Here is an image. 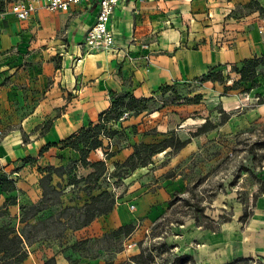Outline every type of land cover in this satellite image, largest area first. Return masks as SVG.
I'll list each match as a JSON object with an SVG mask.
<instances>
[{
    "label": "crops",
    "instance_id": "obj_1",
    "mask_svg": "<svg viewBox=\"0 0 264 264\" xmlns=\"http://www.w3.org/2000/svg\"><path fill=\"white\" fill-rule=\"evenodd\" d=\"M252 1L264 10V0H127L121 4L111 19L116 45L121 52L124 49L134 51L136 47L129 41L135 35L157 33V42L150 46L154 54L150 56L148 71L141 65L120 62L115 52L89 54L77 65L72 64L79 53L78 44L95 20V9L87 4L71 7L67 12L49 13L39 9L28 22L18 21L11 14L0 16V118L2 127H9L0 146V167L7 169L10 165L12 168L14 163L26 159L36 161L39 166L43 164V167H65L71 160L78 161L79 155L65 147L64 141L80 130L96 125L99 116L109 110L112 93L127 92L135 98H148L174 81H192L216 69H228L233 73L232 65L264 55V17L257 9L240 14L241 9H251L246 5ZM143 10L150 14L142 22L146 25H138L132 34L127 28L131 27L130 14ZM86 11L91 14L92 21L82 26H78L77 18L68 20L59 15L88 13ZM76 28H79L80 36H72ZM56 32L65 42L55 37ZM216 43L219 48H215ZM57 56L61 62L55 66ZM22 62L28 65H17ZM233 74V80H228L229 85L225 86L239 79ZM5 79H8L7 84H2ZM257 81L260 86L251 90V94L264 98V79L259 77ZM207 83L213 84H204ZM155 113L131 115L112 128L122 129L126 134L132 129L131 135H134V131L139 133L157 125L152 123L158 116ZM247 116L264 118V104L249 110ZM151 118L152 126H149L147 122ZM36 128L43 129V133L39 134L40 130L36 131ZM135 140H138L135 144L155 143L152 134L135 135ZM47 145L50 147L40 154ZM102 152V148L90 152L87 160L102 161ZM132 153L133 146L125 145L105 161L106 167L113 170ZM86 169L88 174L92 172L91 168H82V171ZM13 175L15 177L10 179L15 181L16 191L5 198H13L17 203L21 201L23 206L36 204L39 189L34 173L20 168ZM28 177L31 178L29 182L26 181ZM178 183H169L165 190L138 198L130 205L134 206L131 212L129 194L120 196L109 214L73 234L96 239L120 226L134 223L145 217L153 205L164 204L178 191ZM21 190L24 191L22 194ZM1 202L0 197V207ZM10 207L8 211H11ZM157 216L155 211L145 222L153 221ZM136 237L138 232L135 231L130 236L131 241ZM216 246L219 245L216 243ZM132 250L131 255L138 253V249ZM218 251L216 257L201 253L200 249L199 254L224 262L223 248ZM128 256L125 252L109 255L114 263H122ZM102 258H83L79 264H103ZM42 259L68 264L64 255L54 249L31 251L21 264H42Z\"/></svg>",
    "mask_w": 264,
    "mask_h": 264
},
{
    "label": "rangeland",
    "instance_id": "obj_2",
    "mask_svg": "<svg viewBox=\"0 0 264 264\" xmlns=\"http://www.w3.org/2000/svg\"><path fill=\"white\" fill-rule=\"evenodd\" d=\"M3 1L7 9L10 3L17 0ZM250 8L241 9L240 14L244 15L251 10L258 9L259 6L253 5ZM59 15L62 18L67 17L68 20L77 18L78 26L90 24L92 21L89 12ZM260 15L264 17V10L260 12ZM147 16H150V14L144 10L130 14L131 19L128 20L131 21V27L127 26V28L131 29L132 34L138 25H146L142 22L146 20ZM125 28L123 30L126 33ZM78 31L79 28H76L72 36H80L81 34H78ZM259 31H261V28ZM58 32H56L57 34L55 33V37L65 42L64 38L59 37ZM136 36L132 40L136 48L132 51L131 58L127 61L132 63L133 66L141 65L148 71L147 68L151 65L150 56L154 54L150 50V46L157 42V33L150 32L139 37ZM215 46V48H219L217 43ZM60 62L61 58L57 56L55 58V66L58 63L60 64ZM17 65L27 66L28 64L22 62ZM215 72L222 73L226 82L225 85H229L228 80H233L234 74L228 69H216ZM199 80L200 78L192 81H174L172 84L167 85L169 87L168 90L156 92L153 96L146 98L148 101L143 103L146 111L141 114L148 116L157 112L158 116L152 122L157 123V125L139 133L134 131V135H131L132 129L126 134L122 129L112 128L115 131V135H112L115 148L111 152L119 151L127 144L134 146L133 144L138 143V140H135V135L139 134L144 136L152 134L155 137V143L172 136L179 137L182 141L190 138L191 142L176 154L170 149L156 154L151 158V164L143 170L138 168L130 173L128 168H121L118 171L124 177L123 179L111 178V181L107 182L102 177L99 185L103 190H107L116 197L129 194L128 204L130 206L143 195L155 193L161 189L165 190L169 183L173 184V182L177 181L179 182L177 184L179 189L175 193H179L182 198L189 199L191 204L205 207L203 214L213 220L215 224H213V230L196 227L193 220L190 219L193 209L184 207L183 202L176 203L169 210L170 212L168 211L167 217L172 222L182 221L183 223L181 225L171 224L165 228L166 241L176 246V250L172 251L173 255H188L193 258L195 264H226L233 262L236 258H252L257 263L261 262V264H264V260H262L264 259V195L258 198L255 206H252V217L248 220H240L244 206L252 205L253 196L260 188L261 182H264V118L253 119L251 116H247L249 110L256 109L259 106L257 105L258 97L257 95H252V91L249 93L244 92L248 85L246 87L242 86L236 91L225 93V85H219L218 83L200 84ZM7 82L8 79L2 80V84H7ZM196 95L201 96L198 104L188 102L189 99ZM131 115L129 114V116ZM224 117L228 119L224 124H221ZM151 121L152 118L147 122V125L152 126ZM206 121L215 127L203 134L194 136L198 128ZM2 125V118H0V146H2L3 138L9 129L6 125L3 127ZM157 126L160 127L159 131H157ZM37 130H40L39 134L43 133V129L36 128ZM67 165H70V163ZM244 165L250 168L249 173L240 174L239 168L244 167ZM9 166H7V169L3 166L0 167V172L9 178L15 177L13 172H18L20 168H26L34 173L36 178L35 185L39 189V200L36 204L31 205L39 204L43 196L39 180L43 177V173L39 172L38 168L43 169V164L39 166L36 161L26 159V161L21 163H14L12 168ZM70 167L66 171L68 176H65L62 181L53 176V184L60 182L61 188L64 187V195L62 194L63 196L61 197L63 205H53L29 221L31 225H38L42 230L35 234V239L28 252L54 249L63 255H70L68 247L77 240L87 238L67 231L62 238H51L43 242V221L45 219L56 215L64 206H82L88 200L83 191L85 188L83 183L76 184L74 187L66 186L67 180L72 177H86L88 169L85 171L81 170L78 175H75L74 170L70 169ZM26 181H31V178L28 177ZM20 192L22 194L24 191L21 190ZM97 194L98 191L93 192V195ZM5 195L8 196V194L0 193L2 198L0 226L9 224L16 228H21L19 217L20 207L23 205L21 201L18 203L15 201L14 207H10L13 205H9V199L5 198ZM172 195L164 204L157 203L153 205L145 217L134 221L138 238L136 237L132 241L131 238L123 241V251L121 252H125L130 257L132 256L130 253L133 248L138 249L139 252L138 245L140 242L143 241L144 246L147 245L146 236L150 234L156 219L167 212L168 202ZM9 207L11 211H8ZM155 211L158 216L153 221L145 222L148 219V215ZM225 218H230V220L223 222ZM200 222L203 224L204 220L201 219ZM29 235L32 236L33 233L30 232ZM156 240H160V238ZM216 243L219 246H216ZM127 244L132 245L131 249L125 248ZM103 245V242L96 243L91 251L88 252L86 258L94 260L95 258L93 257L98 254L97 249ZM221 248L226 254L224 262L210 258L216 257L218 250ZM199 249L201 253H208L210 257H201ZM109 255V253L105 252L99 255L103 257V264L111 259ZM71 256L72 258L76 257L75 255ZM50 262L51 260L42 259V264Z\"/></svg>",
    "mask_w": 264,
    "mask_h": 264
},
{
    "label": "trees",
    "instance_id": "obj_3",
    "mask_svg": "<svg viewBox=\"0 0 264 264\" xmlns=\"http://www.w3.org/2000/svg\"><path fill=\"white\" fill-rule=\"evenodd\" d=\"M257 5L255 2H250L246 5L247 8ZM5 4L3 0H0V14L5 11ZM257 11L262 12L260 7ZM231 71L239 76L237 81H233L230 86L224 87V92L236 91L242 86L248 87L244 90L245 93H249L251 90L258 88L260 85L257 81L259 77L264 79V55L259 57H252L244 59L238 65H232ZM206 82H217L220 85H225V79L221 72L211 71L207 75L200 77L199 83L204 84ZM168 86L158 90V92H164L168 90ZM200 95L194 96L189 99L188 102L198 104L200 102ZM258 97L257 105L264 104V98ZM148 101L146 98H135L133 95L127 92L112 93L110 96V108L107 112L101 114L98 119V123L94 126L90 125L87 129H82L77 135L70 136L64 141V146L69 147L79 155L78 161H71L70 165L65 167H53L47 165L43 169L38 168L39 172L43 173V177L39 180L40 188L43 192L42 200L37 205H27L20 207L19 224L21 228H16L9 224L0 226V264H21L25 261L29 254V247L32 245L35 239V234L39 233L42 228L38 225H31L29 221L41 212L49 209L53 205H63L61 196L63 194V188L61 183L53 184V176L57 177L60 181L67 175V168L76 171V166L79 164L82 168H91L86 177L77 179L72 177L66 182V186H75L76 184L83 183L85 185L84 192L88 197V200L84 202L82 206H64L60 212L54 216H50L43 221V242L48 239L62 238L67 231L74 233L87 226H89L95 219L109 214L115 204L116 197L107 190H103L99 185L101 178H105L109 173L106 167L105 161L89 162L87 160L90 152L102 148V141L99 139L100 134L107 137L115 135L112 126L119 124L118 121L122 117L123 113H129L132 115H139L143 111H146L143 103ZM141 107V108H140ZM227 117H224L221 124L227 121ZM213 126L210 122L206 121L194 136L203 134L209 130H212ZM111 130V131H110ZM113 138V137H112ZM191 139L180 140L179 137L172 136L164 139L158 143L153 144H139L133 146V153L122 164L115 166L114 172L112 170L110 178H121V168H128L132 173L138 168H145L151 164V158L158 153H162L167 149L178 153L185 148ZM50 145L44 147L40 154L46 151ZM117 152V151H116ZM116 152H110L107 155V159L115 155ZM250 168L244 165L239 168V173H249ZM75 176V175H74ZM16 191L15 181L11 180L7 175L0 172V193L9 194ZM94 191H98L97 195H93ZM264 194V182H261L260 188L253 196L252 205H245L240 220H248L252 215V206H255L258 198ZM184 203V207L193 209L190 219L193 220L196 227L201 229L213 230L214 221L209 217H206L203 213L205 207H200L198 204H191L189 199L182 198L179 193H174L172 198L168 202L167 212L158 217L155 224L152 226L150 234L146 236L147 245L144 246V242H140L138 245L139 252L136 255L130 256L122 263H114L109 260L105 264H195L192 257L188 255H173L172 250L176 247L173 244H169L166 241L165 228L171 224L181 225L182 221L172 222L167 217V213L176 203ZM9 205H15L13 198H9ZM170 212V211H169ZM203 219L204 223L201 224L200 220ZM230 218H225L223 222L229 221ZM136 226L134 223H129L118 227L108 233H105L99 239L84 238L75 241L68 247L70 255L65 254L64 258L68 264H79L82 258H86L88 252L96 243L103 242L104 245L97 249L98 254L93 258L99 257L102 252L105 253H119L123 251V241H126L134 233ZM33 235L30 236L29 233ZM160 238V240H156ZM71 255L76 257L72 258ZM51 262L47 264H55L54 259H50ZM264 260V259H262ZM261 264V262L254 261L252 258H236L231 263L226 264Z\"/></svg>",
    "mask_w": 264,
    "mask_h": 264
},
{
    "label": "built area",
    "instance_id": "obj_4",
    "mask_svg": "<svg viewBox=\"0 0 264 264\" xmlns=\"http://www.w3.org/2000/svg\"><path fill=\"white\" fill-rule=\"evenodd\" d=\"M127 0H17L8 5V8L0 14L13 15L18 21L28 22L32 16L37 13L39 9H44L49 13L67 12L71 7L78 5H89L95 9V20L91 27L86 31L82 41L78 44L79 53L74 57L72 64L81 62L83 56L99 53V52H115L120 62L127 61L131 58V51L129 49L117 48L116 37L111 28V19L115 14L117 8L125 3ZM264 24V21L262 22ZM129 116V113H123L118 123ZM1 134V132H0ZM99 139L102 141V160L106 161L107 155L114 149L115 143L112 137H107L100 134ZM82 167L78 164L76 166L75 175L81 172ZM112 170H109L111 173ZM107 173L105 179L107 182L111 181L110 174ZM79 179V176H76ZM130 210L134 206L129 207ZM132 245H125L126 249H131ZM176 250V247L173 248ZM172 250V251H173Z\"/></svg>",
    "mask_w": 264,
    "mask_h": 264
},
{
    "label": "bare ground",
    "instance_id": "obj_5",
    "mask_svg": "<svg viewBox=\"0 0 264 264\" xmlns=\"http://www.w3.org/2000/svg\"><path fill=\"white\" fill-rule=\"evenodd\" d=\"M132 41V38L130 39V41L129 42H131Z\"/></svg>",
    "mask_w": 264,
    "mask_h": 264
}]
</instances>
